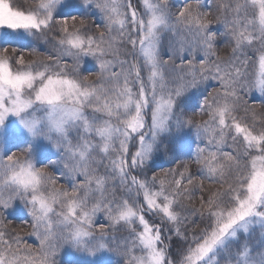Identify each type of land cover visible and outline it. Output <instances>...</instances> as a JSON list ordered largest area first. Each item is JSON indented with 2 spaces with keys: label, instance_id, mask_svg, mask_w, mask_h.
Returning a JSON list of instances; mask_svg holds the SVG:
<instances>
[{
  "label": "snow or ice",
  "instance_id": "1",
  "mask_svg": "<svg viewBox=\"0 0 264 264\" xmlns=\"http://www.w3.org/2000/svg\"><path fill=\"white\" fill-rule=\"evenodd\" d=\"M62 2L0 0V28L52 43L27 61L0 48V129L14 116L60 152L40 166L32 143L0 155V225L17 199L31 216L29 232L0 230V264H55L66 244L117 252L124 264H264V247L239 240L264 232V111L248 99L264 97V0H215V12L213 0H142V10L83 0L101 15L91 28L59 15ZM209 81L216 86L189 114L181 99ZM188 127L197 140L189 160L147 175L162 138ZM118 228L120 240L110 235Z\"/></svg>",
  "mask_w": 264,
  "mask_h": 264
},
{
  "label": "trees",
  "instance_id": "2",
  "mask_svg": "<svg viewBox=\"0 0 264 264\" xmlns=\"http://www.w3.org/2000/svg\"><path fill=\"white\" fill-rule=\"evenodd\" d=\"M65 5L63 10L58 12L59 15H78L84 16L91 28L94 23L102 24V19L99 11L94 7L92 3L84 4L83 0H65ZM16 6L22 8H27L29 5H33L38 2V0H14ZM183 0H170V3L175 8L179 6ZM74 3H80L79 5H74ZM134 7L137 8V4L133 2ZM205 6L208 5V0H204ZM213 12H215V0H213ZM214 31L223 32V26L218 24H213ZM51 36L52 34L49 33ZM167 39V37H165ZM8 47L10 52L13 48L17 49L18 52H22L25 56V60H36L42 59L51 50L52 43H45L39 36L23 37L19 39L9 40L7 42L3 41L0 43V48ZM219 54L221 56H227L230 53V46L228 43V37L223 36L218 40ZM35 49V52L32 50ZM15 55V54H13ZM167 58V57H165ZM93 60L88 61V69L90 71H95V63ZM215 82L209 81L206 85H202L199 90H194L189 94L188 97L182 98L180 101V106L184 107L186 111L191 114L192 111L198 106V99L205 93V90H211L215 87ZM249 99V104L254 106L257 112L264 111L261 105L264 104V97H262L258 92H254ZM196 120L202 118L199 115L194 117ZM27 143H32L33 146V160L37 166L47 164L50 160L59 161L60 152L54 150L51 147V143L44 140L43 138H37L34 141L29 140L24 136L14 135L7 142H0V155H7L12 151L23 147ZM197 144L196 135L194 129L188 127L179 132L173 133L171 136H165L162 138L160 146V157L154 163L147 165V173L151 174L152 171H160L161 168L168 169L171 167H176L180 161H188L191 157L195 146ZM193 171H195V165L192 166ZM62 168V164L56 163L50 171L58 172ZM67 180H61V184H66ZM210 187L213 185H208ZM199 195V194H197ZM193 204L198 207L196 200ZM4 216L6 217L3 224L0 225V230H6L7 234L10 236L13 231L20 234L31 231L30 223L31 216L28 208L25 206L24 202L17 199L13 204L4 211ZM103 218V216H100ZM6 225V229L4 226ZM191 227V225H189ZM27 243L32 245H37L38 241L35 237H28ZM181 247V242L177 239L172 241V253L176 256ZM77 248L71 246L70 244L63 245L55 256V264H93L92 261H86L82 256L74 254ZM112 254L105 261H101L98 264H124V258L117 252L111 251Z\"/></svg>",
  "mask_w": 264,
  "mask_h": 264
},
{
  "label": "rangeland",
  "instance_id": "3",
  "mask_svg": "<svg viewBox=\"0 0 264 264\" xmlns=\"http://www.w3.org/2000/svg\"><path fill=\"white\" fill-rule=\"evenodd\" d=\"M135 2L137 5V9L142 10V0H132ZM65 0H63L62 5L58 8V12L62 11L64 8L63 6L65 5ZM80 3H74V5H79ZM133 4V3H132ZM134 6V5H133ZM26 34V32L23 31H18V32H13L10 29H3L0 28V41H3L7 36H20L22 34ZM91 58H87V64L88 61H90ZM95 63V62H93ZM88 66V65H87ZM89 67V66H88ZM14 135H19V136H25L27 138H30L32 140H35L37 138H32L29 136V134L20 126L18 119L14 116H9L6 125L3 129H0V142H7L11 137ZM42 138V137H41ZM1 146V144H0ZM51 147L54 150H57L55 147ZM58 151V150H57ZM160 150L157 151L154 156L148 161L147 165H150L154 163L158 158L160 157ZM148 175V174H147ZM97 220L101 223L105 222L104 218L98 216ZM110 235L116 236L117 240H120L122 237H125L127 235L126 231L123 228H118L113 232H110ZM247 239L248 242L253 246L254 249L259 250L261 247H264V232L257 227L252 230L251 234L247 237L244 236V234L239 235V240L243 241ZM235 247V244L233 245ZM74 254L82 256L86 261H92L93 264H98L100 261L106 260V258L109 257L112 253L110 251L105 250L100 253H97L95 255H91L89 252L81 249H77Z\"/></svg>",
  "mask_w": 264,
  "mask_h": 264
}]
</instances>
